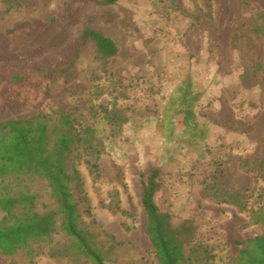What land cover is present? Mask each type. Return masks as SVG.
<instances>
[{"label": "rangeland", "instance_id": "rangeland-1", "mask_svg": "<svg viewBox=\"0 0 264 264\" xmlns=\"http://www.w3.org/2000/svg\"><path fill=\"white\" fill-rule=\"evenodd\" d=\"M81 3L0 0V123L74 109L96 128L104 146L97 171L82 151L74 162L90 208L83 220L120 243L109 264H157L140 202L153 168L159 211L175 227L186 224L184 254L229 264L247 239L264 235L251 219L264 199V173L240 166L264 152V0ZM84 26L109 37L116 53L98 57L90 40L79 46ZM76 49L65 73L39 70L67 65ZM100 104L124 121L91 118L89 107ZM242 131L251 146L242 145ZM210 181L245 193L247 209L204 196ZM113 201L120 210L109 208ZM31 249L0 254V264H72L45 245Z\"/></svg>", "mask_w": 264, "mask_h": 264}, {"label": "trees", "instance_id": "trees-1", "mask_svg": "<svg viewBox=\"0 0 264 264\" xmlns=\"http://www.w3.org/2000/svg\"><path fill=\"white\" fill-rule=\"evenodd\" d=\"M118 0H82L85 3L114 4ZM73 23L77 16L73 15ZM95 45L96 55L113 56L115 43L101 32L84 26L79 33V46L87 41ZM78 46V47H79ZM76 49L67 65L58 68H39L48 74L65 73L77 57ZM13 75V81L21 80ZM74 109H57L49 114L37 113L23 119H9L0 123V254L12 256L18 251L33 255L32 244L47 246L52 257H68L72 264H109L113 252L120 245L112 236L100 229L92 219L88 200L74 158L84 152L85 162L97 171L96 159L104 146L96 128L77 120ZM91 118L96 116L113 127L124 119L112 108L90 106ZM240 141L251 146L244 131ZM91 159H94L91 162ZM246 171L264 173V157L259 161L244 160L240 164ZM224 175V171L222 172ZM143 178L145 175L140 173ZM159 169L153 168L141 181L140 202L146 215L145 230L154 250L157 264H212L196 255L184 254L186 224L175 227L167 213L159 211L154 195L159 188ZM35 183L43 184L38 187ZM211 183V185H210ZM204 183L202 194L219 203L233 205L239 211L247 209L245 193L227 189L218 181ZM251 191H254L252 188ZM117 191H114L116 194ZM205 192V193H204ZM45 197L43 208L40 201ZM261 206L251 212L255 223L264 225V199ZM112 210L120 207L113 201ZM63 238L60 247L53 243ZM195 260L197 262H195ZM14 264V263H10ZM229 264H264V235L247 239L237 256Z\"/></svg>", "mask_w": 264, "mask_h": 264}, {"label": "crops", "instance_id": "crops-1", "mask_svg": "<svg viewBox=\"0 0 264 264\" xmlns=\"http://www.w3.org/2000/svg\"><path fill=\"white\" fill-rule=\"evenodd\" d=\"M263 157H264V152H263L262 156H261L259 159H256V160H254V161H259V160H261Z\"/></svg>", "mask_w": 264, "mask_h": 264}]
</instances>
